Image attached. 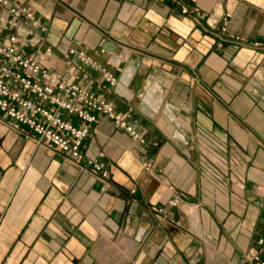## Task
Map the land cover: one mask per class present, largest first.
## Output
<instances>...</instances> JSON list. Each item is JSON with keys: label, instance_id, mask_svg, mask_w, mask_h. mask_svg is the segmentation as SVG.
Segmentation results:
<instances>
[{"label": "crops", "instance_id": "0c3cea01", "mask_svg": "<svg viewBox=\"0 0 264 264\" xmlns=\"http://www.w3.org/2000/svg\"><path fill=\"white\" fill-rule=\"evenodd\" d=\"M17 1L46 28L43 47L86 49L112 71L115 86L96 68L66 76L145 142L100 117L76 163L0 112V264H252L264 249V46L251 44L264 41V0Z\"/></svg>", "mask_w": 264, "mask_h": 264}, {"label": "built area", "instance_id": "2783aa9c", "mask_svg": "<svg viewBox=\"0 0 264 264\" xmlns=\"http://www.w3.org/2000/svg\"><path fill=\"white\" fill-rule=\"evenodd\" d=\"M183 12L188 13L189 9ZM195 12L199 10L196 8ZM226 16L230 18L229 14ZM222 30L226 31V27ZM45 31L33 8L17 0H0V112L10 125L18 130L27 127L39 145L67 153L76 163L83 156L82 146L92 125L100 117L110 119L134 139L145 142L110 100L66 76L96 68L110 86H115L118 80L112 71L83 48H69L67 57H58L51 46L43 47L41 34ZM242 41L240 36L235 37L236 43ZM251 44L262 47L264 41ZM105 53L100 50V54ZM110 59L119 63L116 56L110 55ZM103 167V163L94 166L97 171ZM168 203L174 207L181 204L177 196ZM258 243L263 244V239ZM245 258L252 264H264V249L254 248Z\"/></svg>", "mask_w": 264, "mask_h": 264}]
</instances>
